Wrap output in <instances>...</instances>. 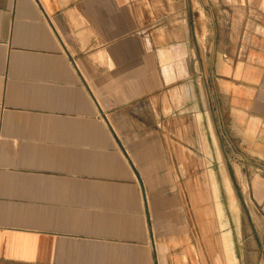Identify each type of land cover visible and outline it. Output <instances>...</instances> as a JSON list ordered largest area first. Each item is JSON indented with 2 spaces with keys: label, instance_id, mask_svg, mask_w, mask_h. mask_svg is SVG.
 I'll return each mask as SVG.
<instances>
[{
  "label": "crops",
  "instance_id": "0c3cea01",
  "mask_svg": "<svg viewBox=\"0 0 264 264\" xmlns=\"http://www.w3.org/2000/svg\"><path fill=\"white\" fill-rule=\"evenodd\" d=\"M195 114L264 210V0H0V264H193Z\"/></svg>",
  "mask_w": 264,
  "mask_h": 264
},
{
  "label": "rangeland",
  "instance_id": "374dc122",
  "mask_svg": "<svg viewBox=\"0 0 264 264\" xmlns=\"http://www.w3.org/2000/svg\"><path fill=\"white\" fill-rule=\"evenodd\" d=\"M199 8L201 5H195ZM210 11L214 14L218 12L217 4H210ZM211 42L217 47L219 37H211ZM217 52H210L209 75L211 81V98H218L217 81L218 72L222 69L217 67ZM224 70V69H223ZM214 119L218 127V117L216 106L214 107ZM207 124L206 117L200 114L193 116L194 131L192 133L195 143L200 144L209 137L210 149V173L209 179H202V164H194V175L190 180L176 181L179 193L182 195L183 202L187 206L188 214L193 223V264H239L235 252L234 238L228 225V217L223 206L220 188L224 190L225 202L229 210L230 218L233 222V210L238 211L240 203L241 232L239 233L240 243V264H264V210L257 204L249 193V178L246 171L243 176L239 174V167L248 168V163H243L244 157L234 156L233 137L234 132H214L209 133L201 129ZM177 132L166 133L167 138L186 139L188 134L183 124H179ZM217 134L221 142L225 145V161L220 164L217 161L218 148ZM202 148L194 149L195 156H202ZM241 160V161H240ZM205 166V165H204ZM234 210V211H235ZM238 213V212H237ZM237 217V214H236ZM209 236V253L205 257L201 245L202 236ZM219 247V248H218Z\"/></svg>",
  "mask_w": 264,
  "mask_h": 264
}]
</instances>
